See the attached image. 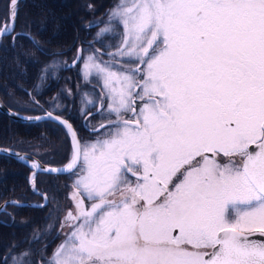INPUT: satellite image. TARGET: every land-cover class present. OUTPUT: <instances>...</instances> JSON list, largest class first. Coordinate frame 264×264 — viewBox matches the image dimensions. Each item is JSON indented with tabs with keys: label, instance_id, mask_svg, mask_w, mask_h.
Here are the masks:
<instances>
[{
	"label": "snow or ice",
	"instance_id": "1",
	"mask_svg": "<svg viewBox=\"0 0 264 264\" xmlns=\"http://www.w3.org/2000/svg\"><path fill=\"white\" fill-rule=\"evenodd\" d=\"M15 18L0 25L13 44ZM101 23L74 63L102 81L88 103L104 131L83 140L57 98L51 111L30 99L72 144L65 168L32 164L72 180L48 264H264V0H121L85 28Z\"/></svg>",
	"mask_w": 264,
	"mask_h": 264
},
{
	"label": "flooded vegetation",
	"instance_id": "2",
	"mask_svg": "<svg viewBox=\"0 0 264 264\" xmlns=\"http://www.w3.org/2000/svg\"><path fill=\"white\" fill-rule=\"evenodd\" d=\"M49 1L50 3L54 4L48 3L46 5H55V3L58 4L59 7L56 6L58 16L61 15L62 17L64 14H67V12H69L72 16L69 17L67 15L62 22L61 19L55 18V10L54 14H47V12L51 13L53 10L45 11L44 7L38 3V0H23L18 3L15 32L13 33V36L16 37L15 43L13 44L12 42V36H3L0 39V43L9 42L12 47H17V49H5L3 50V53L0 50L2 56L4 54L2 59L0 57V65H2V68L0 67V100L7 107L16 112L30 116H39L43 115L44 112L42 110H31V97L34 96L37 100H39L40 104L43 106V109L49 111L52 110L51 103L53 102V98H57V102L66 109L63 112V118L68 120L73 125L83 140H92L95 138V135H98L104 131V128L100 127V125H108V120L105 118L103 110L101 109V114H98L97 108L91 107L88 103L89 100L93 102L97 101L98 97L103 91L102 82H98L94 77H87L85 74H83L81 72L82 65L78 59L74 63V58L77 57L78 49H83L85 55L89 54L91 51L89 49V42L93 41L96 33L105 27V25L101 23L98 27H93L91 30H88L85 28V25L95 20L106 21L109 11L114 8L116 4L120 3L121 0H82L78 3V8L81 12L79 15L74 14L75 8L77 6L75 5V2H77L76 0ZM65 4H70L71 7L67 10ZM9 6V0H0V25H9L10 23ZM65 10L67 12H65ZM0 30H2V28H0ZM18 33H29L31 36L35 37L37 41H39V46H35L34 44L32 45V41L29 40V38H25L27 36L16 35ZM25 42L29 46V50L24 49ZM106 43L113 45L111 50L115 51V46L119 43V39L108 36L106 37ZM95 47L101 48L103 50V47L100 44H96ZM30 53H32V55L34 54L33 56L37 58L36 61L38 63L36 64L35 61L33 62L34 64L31 65L24 64V66H20L19 70L24 71L23 73L30 71L31 74L28 76V78L25 74L24 77H20L16 75V73L15 76L12 77L11 71L10 75H8L6 72L4 74L2 73L4 61L5 66H7L10 61L13 60V62H15V60L21 58L23 54L28 57ZM18 56L19 58H17ZM105 59H107V57ZM41 77H43V79H41ZM26 78L27 81L24 80ZM19 81L23 82V87L26 90H22L20 87H18L16 83ZM69 92L70 95H68ZM82 108L85 112L91 111L92 113V115L87 117V124H85V119L81 115ZM125 118H127V116H125ZM2 120L4 121V119L0 117V121ZM48 126H51V128L49 129ZM91 127H96L98 132L93 134L90 131ZM36 128L38 132L37 136L40 140L38 142V154L30 151H18L21 153L26 152L25 154L38 158V160L44 164L61 165V163L67 159V153L69 154L71 151L70 141L65 134L64 129L57 123L51 121L37 123ZM7 129V127L1 128L0 126L1 140L6 137H10L12 134V132L9 131L6 136ZM21 131L22 130L13 132L14 135H18L21 134ZM5 147L12 148L9 146ZM13 149L17 150L16 148ZM50 152L52 155H48ZM0 161V174L2 173L0 175V180H4V182H6V180H27L29 178L27 165L14 162L16 164L15 167L13 165L11 166L10 162L6 159H2ZM37 176L38 179L36 178V180H39L40 183L36 184L38 185V187H36L43 194H46L48 199L45 205L36 208L43 209L44 207L51 205L50 198L46 190L54 193L62 186L64 193L61 196V202L59 203V206L64 205V210H69L71 208L73 212H75L72 201L69 199L70 192L67 189L68 185L72 184L70 174L52 177H45L43 174H39ZM44 182H46V186H44ZM18 184L19 183H17V185ZM17 185H13V187H16ZM13 187L10 189L11 193L9 192L8 196L4 190H2V194L0 195V241L5 240L3 242L6 243L5 246L7 247H9L7 243L10 239H8L9 236H3V228H10V226L18 225V222H20L23 224L20 232L18 233L20 240L25 241L27 237L26 227H24L26 226L24 224V219L22 217H20V219H15L17 210L11 208L21 207L15 206L12 203H8L12 199L14 201H18L20 199L18 202H25L24 200L27 199V188L25 187L20 191H16L13 189ZM5 189L8 190V187L5 186ZM3 195H5V198L1 199V196ZM34 195L40 198L39 203L44 202V199L41 195ZM19 214L20 212L18 215ZM65 225H67V223ZM40 228L41 233L43 228L42 219ZM59 237V232H55L52 235V239H56V242L51 247L48 246L50 241H41V249L39 248L37 252L39 254L42 252L50 254L49 250L53 248L55 250V248L62 243V239L59 241L57 240ZM64 240L65 237H63V241ZM52 255H44L40 259L41 264H43L44 260H50ZM45 264H48V262Z\"/></svg>",
	"mask_w": 264,
	"mask_h": 264
},
{
	"label": "trees",
	"instance_id": "3",
	"mask_svg": "<svg viewBox=\"0 0 264 264\" xmlns=\"http://www.w3.org/2000/svg\"><path fill=\"white\" fill-rule=\"evenodd\" d=\"M49 1V0H47ZM47 10H56V5H45ZM53 9H52V8ZM50 14V13H48ZM53 14V13H51ZM55 15V14H54ZM50 41V40H49ZM9 48L12 49H17L16 46H13L9 43ZM26 50H29V46L27 45V43L25 42V48ZM0 50L3 53V50H5V43L3 42ZM2 53H0V57L1 59L4 57V54L2 56ZM30 55H32L30 53ZM34 55V54H33ZM29 57L30 59H34L33 62H35L37 60V58H35V56ZM33 62H31V64H34ZM38 62L36 61V64ZM19 72H24V71H19ZM26 76L30 75L31 72L27 71L24 73ZM20 76V75H19ZM27 76V78H28ZM27 78L24 79L25 81H27ZM3 117H5L3 115ZM6 118V117H5ZM4 124H2V123ZM15 127H25L27 125H23L20 123H15L11 120H5V121H0V126L1 128L7 127V131H6V136L8 134V132H12V134L10 135V137H6L3 140L0 139V147H5V146H9L12 148H16L17 150H23V151H30L33 152L35 154H38V145H39V137L38 132H37V128H34L32 130L29 131H21V134L18 135H14V132L12 131L13 128H11V126ZM37 127V126H35ZM49 128H51V126H49ZM3 131V130H2ZM48 155H52V153H48ZM55 155V154H54ZM2 159H6L8 161V157H4V156H0V160ZM12 161V160H11ZM1 162V161H0ZM62 164V163H61ZM10 165H13V161L10 162ZM28 175L30 174V169L28 168L27 170ZM45 177H52L55 175H49V174H45ZM38 179V177H37ZM26 181L28 180H6L7 183V187H8V193H11V188L13 187V185L17 184V183H21V185H26ZM36 184H39L40 181L36 180L35 182ZM28 185V184H27ZM38 187V185H36ZM44 186H46V182H44ZM49 186V185H48ZM47 186V187H48ZM46 190V189H45ZM49 198H50V204L49 206L44 207L43 209L41 208H36V207H11L13 209L17 210V214L16 216L20 219V217H22L24 219V224L26 226V233H27V237L25 241H20V237H19V232L21 230L22 227V223L18 222V225H12L10 226V228H3V236H9L11 238V240H17L15 245L11 246L10 248L12 249H8V248H4L3 246H0V264H4V258L5 257H9L10 254H15V255H19L22 252H28L29 253V258L30 260L33 262V264H39L40 259L45 255L42 252L41 254H39L37 251L39 250V248L41 249V241H50L48 246L51 247L55 244L56 240L52 239V235L55 232H58L60 225L65 222L64 216L62 215V213L58 212L61 211V208L64 207L63 206H59V203L61 202V196L64 193L62 186L60 187L59 190H57L54 193H51L50 191H47ZM27 193V199L25 200V202H39L40 198L35 196L31 190H29V188H27L26 190ZM53 205V206H52ZM53 207L51 210L49 208ZM58 210V211H57ZM48 211V212H47ZM20 212V214L18 215V213ZM59 213V214H57ZM65 215V214H64ZM41 219L43 220V228H42V232L40 233V227H41ZM32 227H37V231L36 229L33 230ZM33 230V231H32ZM31 231V232H30ZM39 234L40 239L38 242H33V237L34 235ZM19 240V241H18ZM50 254L47 255H52L54 248L49 250ZM48 262L47 260L43 262L46 263ZM8 264H12V261L9 259Z\"/></svg>",
	"mask_w": 264,
	"mask_h": 264
},
{
	"label": "rangeland",
	"instance_id": "4",
	"mask_svg": "<svg viewBox=\"0 0 264 264\" xmlns=\"http://www.w3.org/2000/svg\"><path fill=\"white\" fill-rule=\"evenodd\" d=\"M52 1V0H51ZM66 1H68V0H66ZM77 2H75L76 4L75 5H77L76 6V8H75V11H74V14L75 15H79L81 12L79 11V8H78V3L80 2V1H82V0H76ZM38 3H40V5H42L43 7H44V10L45 11H49V10H47L46 9V7H45V5L46 4H48V3H50V1H47V0H38ZM50 4H54V3H50ZM55 5L56 6H58V4H56L55 3ZM59 7V6H58ZM65 7L67 8V10L71 7V5L70 4H65ZM16 8H17V6H16ZM60 9V8H59ZM65 12H67L66 10H65ZM51 13H53L54 14V10L51 12ZM50 13V14H51ZM55 18H58V19H61V21L63 22L64 21V19L66 18V16L68 15L69 17H71L72 15L69 13V12H67V14H64L62 17H61V15H59L58 16V12L55 10ZM47 14H48V12H47ZM17 17V16H16ZM15 21H16V19H15ZM11 23V22H10ZM10 23H9V26H10ZM25 38H28V37H25ZM30 40V39H29ZM32 45H33V43H31ZM9 48V42H5V49H8ZM32 54V53H31ZM29 57H31V55L29 54L28 55V57H26L24 54H23V56H21V58H19V56L17 57V58H19V59H17V60H15V62H13V60L12 61H10L9 63H8V65L7 66H5V61L3 62V70H2V73L4 74L5 72L8 74V75H10V71L12 72V77L13 76H15V73H16V75H20V77H24V73H22V72H19V70H20V66H24V64H27V65H31V62H33V60L34 59H30ZM0 67L2 68V65H0ZM9 67V68H8ZM13 67V68H12ZM26 69V68H25ZM27 72V71H26ZM28 76V75H27ZM96 80V79H95ZM102 82V81H101ZM20 83V84H19ZM18 87H20L22 90H26L23 86V82L22 81H19L18 83ZM22 86V87H21ZM14 87V86H13ZM14 89V88H13ZM28 97V96H27ZM92 98H94V97H92ZM4 106V105H3ZM6 106V105H5ZM4 106V107H5ZM8 111H10V112H14V113H17V114H22V113H20V112H16V111H14V110H12V109H10L9 107H7L6 108ZM44 115V114H43ZM42 115V116H43ZM31 116H33V115H31ZM49 127V126H48ZM50 129V128H49ZM68 137V136H67ZM4 148V147H3ZM5 148H7V147H5ZM7 149H11L12 150V148H7ZM12 151H14L15 153H17V154H22L20 151H17V150H15V149H13ZM24 155V154H23ZM71 155V151H70V153L68 154L67 153V159L61 164V165H58L57 167H64L65 165H67V163L69 162V156ZM0 156H6L5 154H0ZM7 157V156H6ZM9 157V156H8ZM20 162H21V159H18ZM37 160H38V158H33V159H31V160H29V162H30V164H33V163H35V162H37ZM40 161V160H39ZM10 162H11V160H10ZM13 166H16V164L14 163L13 164ZM39 174H43V173H38L37 175H39ZM36 175V177H35V182H36V178L38 177ZM43 175H45V174H43ZM65 175H68V174H65ZM62 176H64V175H62ZM29 178L27 179L28 181H26V186L24 185V186H22L21 185V183H19L18 185L17 184H15V185H17L16 187H13V189H15L16 191H20L22 188H29V190H31V192L33 193V194H37V193H35V192H33V189L32 188H35V190L38 192V188L37 187H35L34 186V183L32 182V176L30 175V176H28ZM28 184V185H27ZM7 185V183L6 182H4V180H0V195L2 194V190H4V191H6L5 193H7V196L9 195V193H8V191L5 189V186ZM69 185H71V184H69ZM69 185H68V191L71 193V191H72V189L69 187ZM38 189V190H37ZM39 192H41L40 190H39ZM42 193V192H41ZM43 194V193H42ZM47 194H48V192H47ZM67 194V193H66ZM43 195H45V196H47L46 194H43ZM43 195H41V196H43ZM49 196V195H48ZM3 198H5V195H3V196H1V199H3ZM43 199H44V202L43 203H45V201H46V197H43ZM13 200V199H12ZM29 202V201H28ZM43 203H39V202H34V204H37V206L38 205H43ZM53 206V205H52ZM53 207H51V208H49L50 210L52 209ZM74 209V208H73ZM75 210V209H74ZM58 211V210H57ZM67 211L68 210H64L63 208H61V211H58L59 213L61 212L62 213V215L64 216V218H65V215H66V213H67ZM48 212V211H47ZM59 213H57V214H59ZM65 214V215H64ZM15 219H19L17 216H16V218ZM15 219H13V220H15ZM64 224V226L62 225V230H61V234H62V242H63V237H65V239H66V237H67V234L69 233V231H70V228H69V226L68 225H65L66 224V222H64L63 223ZM33 228V230L34 229H36L35 227H32ZM32 230V231H33ZM8 239H10V240H8V243H7V245L9 246V247H7V246H5L6 245V243H4L3 241H5V240H3V241H0V246H3L4 248H8V249H12V248H10L11 246H13V245H15L16 243H18V242H16L17 240H11V238L9 237ZM10 241V242H9ZM19 241V240H18ZM21 241V240H20ZM3 243H4V245H3ZM43 254H45V255H47L46 253H43Z\"/></svg>",
	"mask_w": 264,
	"mask_h": 264
},
{
	"label": "bare ground",
	"instance_id": "5",
	"mask_svg": "<svg viewBox=\"0 0 264 264\" xmlns=\"http://www.w3.org/2000/svg\"><path fill=\"white\" fill-rule=\"evenodd\" d=\"M21 1H23V0H16V5H15V8H12V6L10 5L9 7H10V13L11 12H15L16 13V16H17V8H16V6L18 5V3L19 2H21ZM52 8V7H51ZM53 9V8H52ZM16 19V18H15ZM0 39H1V37H0ZM0 45H2V42L0 43ZM5 83H6V81H5ZM16 83V82H15ZM17 84V83H16ZM20 84V83H19ZM18 85V84H17ZM22 87V86H21ZM39 98V97H38ZM1 105H5L1 100H0V107H1ZM7 107V106H6ZM0 117L1 118H3L4 119V121L5 120H11V121H13V122H15V123H20V124H23V125H27V126H25V127H15V125L14 126H11V128H13V127H15V128H13L12 129V131H19V130H22V131H29V130H32V129H34V128H36L35 126H37V123H40V122H45V121H48V120H46V119H42V120H39V121H36V122H27V121H25V118H21V119H13L12 117H10V116H8V115H6L3 111H2V109L0 108ZM3 115L6 117H3ZM23 115H25V114H23ZM27 116H29V115H27ZM39 116H42V115H39ZM33 117H38V115H35V116H33ZM33 117H28V118H33ZM52 122V121H51ZM55 123V122H54ZM39 127V126H38ZM29 129V130H28ZM70 145H71V151H72V144H71V142H70ZM5 148V147H4ZM8 148V147H7ZM13 149V148H12ZM18 151V150H17ZM26 153V152H25ZM25 153H22V154H25ZM7 156V155H6ZM6 156H4V157H6ZM25 156L27 157V159H29V160H31V159H33V158H35V157H32L31 155H28V154H25ZM2 157V156H1ZM8 157V156H7ZM10 160H12L13 161V164H14V162H17V163H22V164H25V165H27L26 163H24V162H20L19 160H17V159H15L14 157H12V156H9V158H8V161L10 162ZM11 161V162H12ZM39 161V160H38ZM40 162V164L43 166V167H46V168H64V167H57L58 165H48V164H44V163H42L41 161H39ZM16 167V166H15ZM27 167L30 169V174H29V176L30 175H32L34 172H36L35 173V177H36V175L38 174V173H43V174H49V175H55V176H62V175H65V174H68V173H59V174H55V173H49V172H45V171H38L37 169H33L32 168V166H28L27 165ZM11 168V167H10ZM9 168V169H10ZM12 169V168H11ZM10 169V170H11ZM5 170V169H4ZM13 170V169H12ZM8 171V170H7ZM38 171V172H37ZM2 174V173H1ZM0 174V175H1ZM5 174V173H4ZM7 174V173H6ZM19 175V174H18ZM38 195H41V194H38ZM13 196V195H12ZM42 197H46V201H45V203H43V205H45L46 203H47V196H42ZM20 200V199H19ZM18 200V201H19ZM25 201V200H24ZM42 202V201H41ZM13 205H15V206H19V207H32V206H20V205H16V204H13ZM38 207V206H37ZM11 212V211H10ZM7 213V212H6ZM8 215H9V213H8ZM13 215V214H12ZM11 217V216H10ZM11 220V219H10ZM12 221V220H11ZM8 223V222H7ZM64 223V222H63ZM61 224L60 225V227H59V230H58V232L60 233V237L57 239L58 241L59 240H61L62 239V234H61V230H62V225L64 226V224ZM10 224H11V222H10ZM23 234H24V232H23ZM56 240V239H55ZM61 242V241H60ZM59 242V243H60ZM39 264H41V262H39ZM45 264V263H44Z\"/></svg>",
	"mask_w": 264,
	"mask_h": 264
},
{
	"label": "water",
	"instance_id": "6",
	"mask_svg": "<svg viewBox=\"0 0 264 264\" xmlns=\"http://www.w3.org/2000/svg\"><path fill=\"white\" fill-rule=\"evenodd\" d=\"M5 106V105H4ZM3 105H1V109H2V111L6 114V115H8V116H10V117H12L13 119L15 118H17V119H21V118H25V121H27V122H36V121H39V120H42V119H32V118H28V117H33V116H27V115H23V114H17V113H14V112H10V111H8L6 108V106L4 107ZM38 117H42V116H38ZM34 118V117H33ZM13 150V149H12ZM11 149H7V148H3V147H0V154H5V155H7V156H12V157H14L15 159H21V162H24V163H26L28 166H32V164H30V162H29V159H27V157L25 156V154L23 155V154H18L17 155V153H15L14 151H12ZM18 156L20 157V158H18ZM37 162H39L38 160H37ZM40 163V162H39ZM66 167V166H65ZM64 167V168H65ZM45 169H49V168H46V167H44ZM51 169H62V168H51ZM39 171V170H38ZM37 171V172H38ZM45 172H47V171H45ZM34 173H36V172H34ZM50 173V172H49ZM52 173H55V174H59V173H61V172H52ZM31 176H33V174L31 175ZM34 186L36 187V183H34ZM33 189V192H35V193H37V194H41V195H43L41 192H39V190H38V192L35 190V188H32ZM43 196H45V195H43ZM13 202H15V203H13ZM8 203H12V204H16V205H20V206H32V207H37V204H34V202H18V201H14V200H11V201H9ZM43 206V205H42Z\"/></svg>",
	"mask_w": 264,
	"mask_h": 264
}]
</instances>
